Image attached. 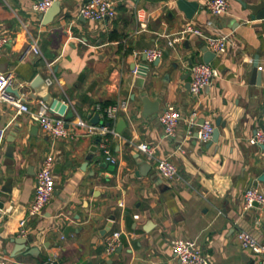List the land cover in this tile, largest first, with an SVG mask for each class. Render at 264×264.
<instances>
[{
    "label": "crops",
    "instance_id": "1",
    "mask_svg": "<svg viewBox=\"0 0 264 264\" xmlns=\"http://www.w3.org/2000/svg\"><path fill=\"white\" fill-rule=\"evenodd\" d=\"M38 1L0 0V38L7 39L0 72L13 77L12 88L33 111L41 99L30 98L29 85L38 76L49 81L50 94L68 105L73 134L54 140L27 114L0 103V131H7L0 149V264H181L172 249L178 239L196 241L210 264H261L237 235L245 232L264 243V207L246 210L243 203L251 187L264 193L258 181L264 149L248 143L264 129V21L252 20L237 0H228L229 11L220 17L209 13L207 0H191L202 7L191 21L176 0H113L116 18L92 22L79 15L88 0H59L60 14L44 26L34 11ZM187 26L229 38L227 52L211 63L219 76L198 96L190 92V68L203 62L204 39L189 34L170 45ZM34 46L40 55L30 51ZM154 48L164 51L156 68L143 59ZM255 62L260 86L252 82ZM143 64L150 68L140 90L136 70ZM144 93L160 103L159 113L147 119L141 116ZM102 103H127L111 127L116 131L123 119L125 130L108 137L116 165L106 160L101 138L77 125L105 124L96 110ZM168 105L182 115L172 138L159 121ZM193 112L198 125L204 120L217 128L220 119L217 143H200L199 127L189 135ZM142 144L155 149L154 160L139 150ZM95 146L97 152L91 151ZM49 154L55 157L54 195L42 217L27 220L23 237L20 221L27 218L37 173ZM141 159L152 166L146 176L137 175ZM165 159L179 169L182 182L157 174V161ZM67 226L80 230L65 238ZM115 233L121 245L108 254L106 238ZM27 237V245L38 249L34 256L16 253L10 242Z\"/></svg>",
    "mask_w": 264,
    "mask_h": 264
},
{
    "label": "built area",
    "instance_id": "2",
    "mask_svg": "<svg viewBox=\"0 0 264 264\" xmlns=\"http://www.w3.org/2000/svg\"><path fill=\"white\" fill-rule=\"evenodd\" d=\"M59 0H40L34 5V11L38 14H45L56 2ZM206 9L214 17H220L228 13L230 4L228 0H207ZM80 17L92 21L103 22L105 19H115L117 12L113 0H88L79 10ZM264 21V20H263ZM189 34L201 37L206 43L209 51L216 56L223 55L228 50L229 38L226 36H214L211 34H204L201 28L187 26L180 33L177 39L170 42L173 46L175 43L184 41ZM7 43L5 37L0 38V57L3 48ZM30 51L35 55H40L38 47H31ZM150 63L163 57L164 51L159 48L148 49L144 51ZM259 70H262L259 68ZM191 84L190 92L194 96L201 94L202 90L210 86L215 78L219 76V72L212 66L204 62L192 65L190 68ZM49 84L50 82L47 81ZM13 77L10 74L0 72V103L15 109L20 115L27 114L33 122L39 124L42 132L54 140L67 139L72 137L69 123L64 116L57 113H51L50 107L41 101L40 106L36 111L29 108L28 104L22 97L8 91L12 87ZM96 110L101 114V117L108 122H115L122 111L127 110V103L112 105L107 108L97 106ZM182 120L181 113L173 106H166L159 115V121L164 129L166 138H172L176 135L178 125ZM78 126L85 128L91 135L100 137V146L106 157V160L112 165L117 164V159L111 155L108 146V137L116 136L117 133L109 125L103 124L100 127L87 125L79 121ZM189 135H192L193 129L199 127L198 141L206 144L212 141L215 126L206 121L203 125L197 124V113L193 112L188 119ZM6 129L0 131V149H2L3 142L6 136ZM248 143L254 147L264 146V129L258 130L250 137ZM139 150L145 154L147 160L155 159V149L149 147L147 144H142ZM55 157L53 154L46 156L36 176V187L34 200L28 208L27 218L20 221V235L26 236V224L28 219H35L42 217L46 207L53 198L55 191V181L53 178V166ZM157 174L167 182L178 183L182 182L183 178L179 169L168 159L158 160L156 164ZM244 208L246 210L252 209L257 204L264 207V193L261 189L256 187L249 188L244 194ZM122 206V204H121ZM237 239L244 250H249L255 255L261 257V264H264V243H258L251 235L245 232H240ZM121 245L120 233H115L106 238V251L108 254L116 253ZM172 249L181 264H210L209 259L203 254L202 249L196 241L178 239L172 243Z\"/></svg>",
    "mask_w": 264,
    "mask_h": 264
},
{
    "label": "water",
    "instance_id": "3",
    "mask_svg": "<svg viewBox=\"0 0 264 264\" xmlns=\"http://www.w3.org/2000/svg\"><path fill=\"white\" fill-rule=\"evenodd\" d=\"M242 7L249 11L252 20H257V21H263L264 20V0H260L258 3H247L244 0H237ZM176 5L177 8L180 12H182L184 14V16L186 17L187 20L191 21L193 19V17L195 16V14L202 8L199 4V2L197 1H191V0H176ZM61 12V3L58 1L56 2L45 14H43L41 16V20L44 26H47L49 24H51L53 22V20L55 19V17H57ZM201 52L203 54V62L206 64H211L213 62V60L216 58V55L214 53H212L211 51L208 50V48L205 46L201 49ZM144 61H147V56L146 54H144L143 56ZM161 62V59H157L156 61L153 62V66L159 67ZM258 64L257 62H255L254 64V70H253V74H252V82L253 84H257L258 86H260L261 84V73L258 71L257 69ZM149 68L150 66L148 64H143L141 65L137 70H136V79H135V87L143 90L144 89V85H145V79L149 73ZM29 88L33 91V94L31 95V99H41V101H43L44 103H46L51 110V113H57L60 116H64L65 119L68 121L71 119L72 115L68 112V105L66 103H64L63 101L54 98L50 92H49V88H50V84L41 76L36 77L32 83L29 85ZM207 88V87H206ZM205 88V89H206ZM8 91L15 94L18 97H21L20 91L18 89H13L12 87L8 88ZM143 110L141 113V116L145 119L154 116L156 114L159 113L160 111V103L158 101H151L149 95H147L146 93H144L142 95V97L140 98ZM94 124H97L99 122V117L95 116L93 121ZM220 119L217 122V128H215L214 134H213V139L211 142L213 143H217L218 139H219V129L218 127L220 126ZM205 123V121L203 120L201 122L200 125H203ZM225 125V123H223V126ZM126 122L123 119H119L118 124H117V128H116V132L121 135L123 133V131L126 128ZM264 149V146L261 147ZM98 147L95 146L92 148L91 151L93 152H97ZM13 148L10 147L8 149V153L7 155L12 157L13 154ZM92 159V157H88V161H90ZM141 168L139 173H137V175L139 176V174H143V176H146L148 174V172L151 170L152 166L147 164L145 162V160L141 159L140 162ZM145 170L148 171L145 175ZM259 182H263L264 183V173L258 178ZM10 186L8 188V190H10ZM256 207H258V205H255ZM0 209H4V203H0ZM80 229H78V231L76 229H74L71 226H67L63 232V235L65 238L68 237L69 233H73V232H79ZM30 240L29 237L27 238H16V239H11L10 242L15 244V251L17 252H21V251H26L27 255H33L35 252H38L37 248H30L27 245V242ZM17 246H22V248L17 250ZM249 261V259L247 260ZM43 264H53L52 262H43Z\"/></svg>",
    "mask_w": 264,
    "mask_h": 264
},
{
    "label": "trees",
    "instance_id": "4",
    "mask_svg": "<svg viewBox=\"0 0 264 264\" xmlns=\"http://www.w3.org/2000/svg\"><path fill=\"white\" fill-rule=\"evenodd\" d=\"M100 105L104 109L109 104L108 103H102ZM105 125H109L110 127H112V122L105 121Z\"/></svg>",
    "mask_w": 264,
    "mask_h": 264
}]
</instances>
